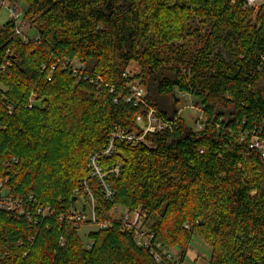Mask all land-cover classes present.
<instances>
[{
	"label": "trees",
	"instance_id": "obj_1",
	"mask_svg": "<svg viewBox=\"0 0 264 264\" xmlns=\"http://www.w3.org/2000/svg\"><path fill=\"white\" fill-rule=\"evenodd\" d=\"M21 1L38 35L23 41L11 20L0 29V181L25 213L0 209V264H158L111 217L115 207L147 213L164 247L195 235L210 247L209 264H264V159L253 146L254 138L264 143V5ZM197 18L205 32L191 25ZM74 59L115 91L77 82L63 68ZM131 62L141 73L125 77ZM135 81L147 90L145 104L126 101ZM179 94L195 99L202 130L178 117L176 129L143 143L117 140L102 162L123 159L120 175L106 176L115 191L107 199L90 156L151 109L177 117ZM90 194L98 225L110 226L85 243L68 212L80 210L81 198V211L92 208ZM46 207L48 216L38 214Z\"/></svg>",
	"mask_w": 264,
	"mask_h": 264
},
{
	"label": "built area",
	"instance_id": "obj_2",
	"mask_svg": "<svg viewBox=\"0 0 264 264\" xmlns=\"http://www.w3.org/2000/svg\"><path fill=\"white\" fill-rule=\"evenodd\" d=\"M248 4H254L257 0H247ZM0 7L8 8L10 12L11 21L14 25V34L16 37H21L24 34L23 31V13L18 8L10 6L8 0H0ZM26 42V40L24 39ZM72 63H66L64 66L71 71L75 76L78 74L81 75V78H85V80H90L91 82H98L95 78H91L90 75H86L84 71V67L76 69ZM65 68V69H66ZM5 67H3V70ZM125 77H130L131 74L129 71H126ZM132 88V87H131ZM131 91V95L126 98L127 102L136 99V105L139 103L145 104V99L147 97V91L144 88L134 87ZM136 89V90H135ZM35 95H32L31 100L29 102V108L32 109L34 107V99ZM179 116H172L170 121H165L162 118L157 116V112L154 109H151L148 113L147 117L139 115L137 119L144 120L146 123V131L142 136H134L132 134H118L125 132H118L112 134L111 139L108 145L104 150L93 153L89 158V164L92 167L91 176L98 178L100 181H104L106 179L105 173H102V162L104 159L111 158L116 153V141L126 142L128 144L137 145L139 143L145 142L146 135L148 133H156L164 130H173L176 129V120ZM201 127V125H200ZM253 146L261 152V155L264 159V143L260 141L258 138H254ZM110 174H115L116 176L120 175L121 167H115L110 171ZM87 187V185H85ZM3 183L0 181V209L6 210L8 212L19 211L20 214H24V207L21 201L15 200L12 197H8L2 194ZM102 188L104 190L105 196L107 199H113L115 196V191L110 186V184L106 181L102 183ZM87 192L89 189L87 188ZM90 193V192H89ZM90 199L92 201V210L91 214H87L81 210H71L68 212V218L70 223L75 224L76 226H82L86 223H91L92 225L99 226V229H107L110 224L109 223H101L98 225L96 215L94 213V198L90 194ZM32 200V198H31ZM120 210L119 207H115L112 210V213H116ZM51 213V208L46 207L42 208L38 211V214H41L43 217L48 216ZM148 215L143 211H130L125 209L122 217L120 218V223L122 225V230L124 232L129 233L134 238L136 244L139 247H143L150 252V254L155 258L158 264H183L180 255L171 250L170 248L164 247L163 244L156 239L155 234L149 228L147 224ZM188 229V226H186Z\"/></svg>",
	"mask_w": 264,
	"mask_h": 264
},
{
	"label": "rangeland",
	"instance_id": "obj_3",
	"mask_svg": "<svg viewBox=\"0 0 264 264\" xmlns=\"http://www.w3.org/2000/svg\"><path fill=\"white\" fill-rule=\"evenodd\" d=\"M170 3L171 4H180L181 0H173ZM263 5H264V0H257L254 4H250L249 6L258 10ZM10 6L18 8L23 13V22H22L23 26L22 27H23L24 34H23L21 39H23V41L25 39L26 42L36 40V37L38 35L37 31L32 26L31 22L25 18V11L26 10H25V6L23 5L22 1L21 0H11ZM10 20H11V17H10V12H9L8 8L0 7V29H2L3 25H5ZM191 25H193V27H197V25H199L200 28L204 32L206 30V27L205 26L203 27L201 25V20L198 18ZM187 38H188V40H192L191 37H187ZM147 45H148L147 41H143L141 43V47H143V48L147 47ZM70 63H72L71 65H74L76 67V69L80 70L82 68V66H81L82 64L79 62L78 59H74ZM63 68L65 69L66 67L63 66ZM66 70L69 71L67 68H66ZM127 71L130 72L132 77L141 73L140 67L135 62H131L129 64ZM74 77H76L77 82H80L81 80H83L81 78L80 74H78L77 76L74 75ZM95 79L98 81V83L100 82L101 85H103V87L110 88L111 93H113L115 91L113 85L107 83L104 80V78L102 80L100 75H96ZM134 87H136V89L138 87L144 88L142 85L139 84V81H135V82L131 83L129 85V87H127V88L128 89L131 88L133 90ZM178 97H179V101H180L179 104L177 105L178 116L180 118L184 119L186 124L189 127H191L194 131H201L202 127H203V123L205 122V117L203 116L202 112L196 107L195 99L192 96L185 95V94H183V95L179 94ZM137 117H136L135 122H136V126L138 128H136L132 131L120 130L118 132H125V133H118V132L117 133L118 134H132V135L137 136V137L142 136L147 129L146 123H144V120L137 119ZM200 125H201V127H200ZM115 135H116V133H115ZM122 164H123L122 157H119L118 159H116L115 162H112L108 168H106L102 164V171H103L102 173H105L106 176H110V173H111L110 171L113 170L115 167H118V166L121 167ZM89 169L92 173V167L90 166V164H89ZM104 181L106 182L107 179H104ZM104 181L99 180L98 183L101 184V186H102V183H104ZM2 194H3V192H2ZM84 204H86V202H84V200L81 198L80 203H79V209L80 210H83ZM85 209H86L85 212L87 214H91L92 209L89 206ZM124 212H125V209L120 208V210L118 212H116L114 214L111 213V217H113L116 220H120V218L122 217ZM97 230H99V226L97 227L96 225H92L91 223H87V224H84L81 226V229L79 230V236L81 237V239L85 243H88V235L91 232L97 231ZM170 249L171 250L173 249V251L177 252L180 255L181 260L183 259V255H184L185 260H184L183 264H209L210 254H211L210 247L205 242V240L200 238L199 236L192 235L191 240L189 241V244H186L184 247L181 245H174ZM0 255L3 257L2 254H0Z\"/></svg>",
	"mask_w": 264,
	"mask_h": 264
}]
</instances>
